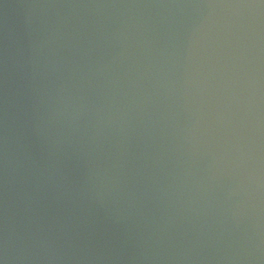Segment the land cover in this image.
I'll use <instances>...</instances> for the list:
<instances>
[{
	"label": "water",
	"instance_id": "obj_1",
	"mask_svg": "<svg viewBox=\"0 0 264 264\" xmlns=\"http://www.w3.org/2000/svg\"><path fill=\"white\" fill-rule=\"evenodd\" d=\"M0 264H264V0H0Z\"/></svg>",
	"mask_w": 264,
	"mask_h": 264
}]
</instances>
